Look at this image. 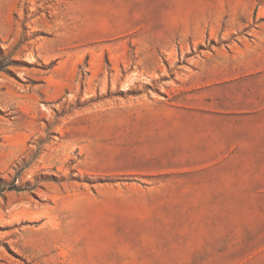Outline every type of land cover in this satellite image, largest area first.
<instances>
[{"label":"rangeland","instance_id":"rangeland-1","mask_svg":"<svg viewBox=\"0 0 264 264\" xmlns=\"http://www.w3.org/2000/svg\"><path fill=\"white\" fill-rule=\"evenodd\" d=\"M0 264H264V0H0Z\"/></svg>","mask_w":264,"mask_h":264},{"label":"bare ground","instance_id":"bare-ground-1","mask_svg":"<svg viewBox=\"0 0 264 264\" xmlns=\"http://www.w3.org/2000/svg\"><path fill=\"white\" fill-rule=\"evenodd\" d=\"M75 221V220H74ZM74 221H72V222H74ZM76 223V222H75ZM72 225H73V223H71ZM75 227H77V226H75ZM74 228V227H73ZM72 228V229H73ZM76 229V228H75ZM72 231V230H71ZM99 246H101V244L104 246V243H97ZM91 247V246H90ZM101 248V247H100ZM87 255L86 256H88V253H86Z\"/></svg>","mask_w":264,"mask_h":264}]
</instances>
